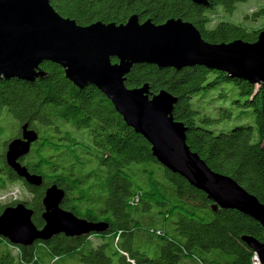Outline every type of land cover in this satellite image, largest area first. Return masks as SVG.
I'll list each match as a JSON object with an SVG mask.
<instances>
[{"label": "trees", "instance_id": "1", "mask_svg": "<svg viewBox=\"0 0 264 264\" xmlns=\"http://www.w3.org/2000/svg\"><path fill=\"white\" fill-rule=\"evenodd\" d=\"M245 1L208 0L206 8L189 0L50 3L63 18L83 27L97 22L122 25L132 16L155 25L182 19L211 44L255 43L264 24L246 28L224 21L216 10L233 13ZM262 15L264 9L247 19L257 22ZM41 68L45 77L32 83L0 80V137L5 131L1 120L11 117L18 126L0 155V189L19 183L31 195L0 203V215L23 203L42 229L43 199L56 185L65 193L63 210L108 228L74 238L58 235L29 247L0 237V264H254L256 254L242 237L263 240L264 229L257 221L236 210L214 213L207 196L165 169L150 144L126 125L98 89H78L56 64L46 62ZM145 84L152 95L167 91L178 99L174 118L187 128L191 150L264 204V85L258 88L205 67L176 71L134 66L126 87ZM24 125L38 140L21 163L42 177L39 188L20 179L6 163L8 145L22 137Z\"/></svg>", "mask_w": 264, "mask_h": 264}, {"label": "water", "instance_id": "2", "mask_svg": "<svg viewBox=\"0 0 264 264\" xmlns=\"http://www.w3.org/2000/svg\"><path fill=\"white\" fill-rule=\"evenodd\" d=\"M189 1L209 7L208 0ZM46 62L60 66L78 89H98L126 125L150 144L153 157L165 169L207 196L214 213L236 210L264 229V204L231 177L213 171L189 147L187 128L174 118L178 99L167 91L152 95L148 84L137 89L125 85L133 67L145 64L176 71L205 67L260 88L264 85V30L255 43L211 44L182 19L155 25L132 16L122 25L97 22L83 27L59 15L50 0H0V80L32 83L43 79L41 66ZM37 140V133L24 125L22 137L8 145L6 163L20 179L39 188L42 177L32 175L21 163ZM64 199V191L56 185L46 190L42 229L34 225V213L26 204L6 208L0 215V237L14 246L29 247L58 235L74 238L101 234L108 228L63 210ZM242 241L264 264V238L244 236Z\"/></svg>", "mask_w": 264, "mask_h": 264}, {"label": "rangeland", "instance_id": "3", "mask_svg": "<svg viewBox=\"0 0 264 264\" xmlns=\"http://www.w3.org/2000/svg\"><path fill=\"white\" fill-rule=\"evenodd\" d=\"M260 9H264V0H247L242 2L237 5V8L233 13H227L222 7H219L216 10L221 14L224 21L240 24L246 28L258 29L264 24V15H262L257 22H254L252 19H247V16ZM1 123L5 128V131L0 137V155L5 149L6 142L15 135L16 129L18 128L17 122L11 117H8L6 120H1ZM76 134L80 138L84 136L81 132H77ZM49 154L52 155L55 153ZM30 198L31 195L28 190L19 183L11 184L5 190L0 189V203L2 205L16 200H28Z\"/></svg>", "mask_w": 264, "mask_h": 264}, {"label": "built area", "instance_id": "4", "mask_svg": "<svg viewBox=\"0 0 264 264\" xmlns=\"http://www.w3.org/2000/svg\"><path fill=\"white\" fill-rule=\"evenodd\" d=\"M254 264H260L259 261H258L257 256H256L255 259H254Z\"/></svg>", "mask_w": 264, "mask_h": 264}, {"label": "flooded vegetation", "instance_id": "5", "mask_svg": "<svg viewBox=\"0 0 264 264\" xmlns=\"http://www.w3.org/2000/svg\"><path fill=\"white\" fill-rule=\"evenodd\" d=\"M23 160V159H22Z\"/></svg>", "mask_w": 264, "mask_h": 264}]
</instances>
